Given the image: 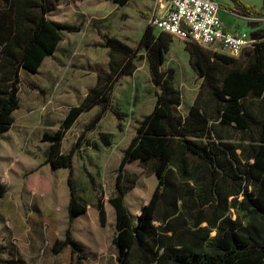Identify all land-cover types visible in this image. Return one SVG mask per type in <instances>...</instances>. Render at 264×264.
Wrapping results in <instances>:
<instances>
[{"label":"trees","instance_id":"16d2710c","mask_svg":"<svg viewBox=\"0 0 264 264\" xmlns=\"http://www.w3.org/2000/svg\"><path fill=\"white\" fill-rule=\"evenodd\" d=\"M111 1L126 5L130 0ZM231 1L232 12L264 16V4L258 9L242 0ZM60 2L0 0V135L10 128L20 105L21 70L37 73L44 59L57 50L63 32L80 29L48 18ZM104 37L111 53L109 72L98 73L83 101L69 108L58 129L42 137L49 142L45 163L52 169H69V227L64 239L55 240L53 251L81 245L72 238L71 224L87 204L77 195L73 156L85 133L111 109L114 87L135 71L141 51L157 100L123 150L115 191L108 199L116 212L112 244L117 264H264V44L252 47L253 60L248 64L223 70V65L237 59L187 41L191 66L203 82L188 112L181 114L176 111L182 96L175 86V70L162 69L172 35L157 33L148 24L135 48ZM96 106L100 110L71 151L63 152L67 131ZM108 136L100 133L105 145H110ZM134 161L158 177L136 219L125 201L139 178L127 169ZM86 174L93 184L92 175L87 170ZM6 191L0 183V197ZM96 207L104 225L102 198Z\"/></svg>","mask_w":264,"mask_h":264},{"label":"rangeland","instance_id":"374dc122","mask_svg":"<svg viewBox=\"0 0 264 264\" xmlns=\"http://www.w3.org/2000/svg\"><path fill=\"white\" fill-rule=\"evenodd\" d=\"M216 1L221 7V18L228 17L230 0ZM165 7L163 0H130L126 5L111 0H61L47 14L52 20L72 23L80 29L63 32V40L57 50L44 59L38 73L25 69L21 72L22 90L15 122L0 135V181L8 183L7 177L12 178L15 186L21 188V193L14 192L13 186L9 185L13 202L9 201L8 195L7 202L0 201V209L14 208L15 197H21L22 203H17V209L24 210L29 221L22 233L8 235L7 247L3 254L0 252V264H117V252L112 244L116 213L108 196L115 189L123 150L157 100V89L151 81L142 52L136 55L135 71L123 76L114 87L111 109L94 129L85 133L74 153L73 177L79 198L92 203L101 197L107 205L104 225L99 212L92 207H87L84 214L74 219L72 238L81 244L74 250L67 246L60 252L53 251L55 240L64 239L69 227V169H52L44 163L49 142L43 141L42 137L45 132L58 129L69 108L83 101L88 88L96 83L98 73L109 72L111 53L105 46L104 36L115 37L135 48L145 27L154 17L163 15ZM172 37L163 69L175 70V86L182 96V104L176 111L186 114L201 89L203 79L191 66L187 41ZM201 47L215 50L213 47ZM246 54L233 64L223 65V70L243 66L247 63ZM37 85L40 88L36 91L30 89ZM99 110L100 107L96 106L82 113L64 137L63 152L71 151L85 126ZM100 133H109L110 145L104 144ZM86 168L94 176L93 187ZM127 169L139 174L136 186L125 199L136 218L141 207L150 200L158 177L147 174L137 161L128 164ZM94 190H97L95 197ZM155 224L158 225L159 221ZM3 235L0 231V237Z\"/></svg>","mask_w":264,"mask_h":264},{"label":"built area","instance_id":"2783aa9c","mask_svg":"<svg viewBox=\"0 0 264 264\" xmlns=\"http://www.w3.org/2000/svg\"><path fill=\"white\" fill-rule=\"evenodd\" d=\"M163 1L166 3L165 13L151 21L157 33L213 47L231 57L241 56L256 44L247 31L234 32L224 26L219 13L221 7L216 0Z\"/></svg>","mask_w":264,"mask_h":264},{"label":"crops","instance_id":"0c3cea01","mask_svg":"<svg viewBox=\"0 0 264 264\" xmlns=\"http://www.w3.org/2000/svg\"><path fill=\"white\" fill-rule=\"evenodd\" d=\"M244 3L248 4V5H254L256 8H261L262 5L264 4V0H242ZM232 5V1L230 0L228 5H227V11L229 13V16L226 17V18H221L222 19V22L224 24V26L231 30V31H234V32H239V31H247L248 33H250L251 35V38L253 40L256 41V43H263L264 44V16H243V15H239L235 12H232L230 11V6ZM221 9V8H220ZM220 13V11H219ZM221 17V16H220ZM253 48L252 47H249L247 48L243 54L241 56H243L244 54H246V58H247V63H245L244 65L248 64L249 62H251L253 60V55H254V52L252 50ZM262 55L264 56V46L262 48ZM241 56L239 57H234V58H240ZM243 65V66H244ZM41 67V66H40ZM40 69V68H39ZM38 69V71H39ZM162 69H163V65H162ZM23 70V69H22ZM21 70V72H22ZM165 70V69H163ZM21 72H20V76H21ZM38 73V72H37ZM22 80V79H21ZM22 83V82H21ZM95 85V84H94ZM93 85V86H94ZM92 87V86H91ZM40 87L37 85V86H31V90L33 91H36L37 89H39ZM90 88V87H89ZM88 88V89H89ZM22 90V85L20 84V90H19V104H20V92ZM88 91V90H87ZM87 93V92H86ZM86 95V94H85ZM192 106V105H191ZM190 106V107H191ZM93 109V108H92ZM91 109V110H92ZM16 111V110H15ZM15 111L13 112V116L15 115ZM78 120V119H77ZM76 120V121H77ZM14 122H15V116H14ZM14 122L12 123V125L14 124ZM11 125V126H12ZM10 126V127H11ZM6 132V131H5ZM122 158V157H121ZM45 163V162H44ZM130 164V163H129ZM85 170L88 171V169L86 168ZM89 172V171H88ZM92 177H93V182L95 183L94 181V176L91 172H89ZM8 178V183H4V182H1V184L5 185L6 188H7V191L5 193V195L3 197H0V201L2 200H5L6 202L8 201L7 200V197L8 195H10V198H11V191L12 189H10L9 185L13 186V191L14 192H19V194L21 193V188L19 187H16L15 184H14V180L10 177H7ZM89 178V177H88ZM90 180V179H89ZM116 181V180H115ZM91 183V182H90ZM94 183L91 184V186L93 187L94 186ZM15 186V187H14ZM77 187V186H76ZM115 191V189H114ZM13 192V193H14ZM12 193V194H13ZM114 193V192H113ZM113 193H111L108 197H110ZM97 194V190H94V197L95 195ZM77 195H78V192H77ZM20 196V195H19ZM79 197V195H78ZM16 199L14 200V205L15 207L12 208V209H7V208H3V209H0V231H2L4 233V235L2 237H0V252L3 254V250L6 249V245L8 243V235L9 234H13V235H16V234H20L23 232V230H26V226H27V222L29 221V215L27 216L26 215V212L24 210H19L17 209V207L19 205H17V203L19 201H21L22 203V198L19 197H15ZM98 198H101V197H98ZM98 198L95 200V201H92V203H87V202H84L87 204V207H92L94 208L95 210L98 211L97 207H96V204H97V200ZM109 199V198H108ZM126 199V197H125ZM12 201V198L9 199V201ZM70 200V198H69ZM102 201H103V198H102ZM5 202V203H6ZM13 202V201H12ZM46 202V201H45ZM104 203V202H103ZM69 204V203H68ZM143 207V206H142ZM141 207V209H142ZM104 208H105V211L107 212V205L106 203L104 204ZM51 209V208H50ZM87 211V210H86ZM85 211V212H86ZM84 212V213H85ZM99 212V211H98ZM82 213V214H84ZM116 213V212H115ZM26 215V216H24ZM81 215V214H80ZM79 215V216H80ZM77 216V217H79ZM133 216V215H132ZM139 216V215H138ZM137 216V217H138ZM26 217V218H24ZM76 217V218H77ZM136 217V218H137ZM75 218V219H76ZM135 218V219H136ZM8 221V225H6V222ZM74 221V220H73ZM46 224H48L47 222H45ZM29 229H30V226H29ZM62 239V238H60ZM0 253V254H1ZM15 264H21V263H15Z\"/></svg>","mask_w":264,"mask_h":264}]
</instances>
